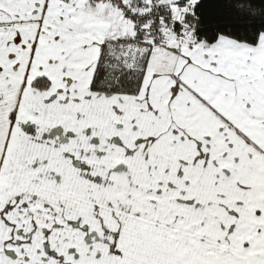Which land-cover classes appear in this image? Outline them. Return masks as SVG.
I'll return each mask as SVG.
<instances>
[{
    "label": "crops",
    "instance_id": "0c3cea01",
    "mask_svg": "<svg viewBox=\"0 0 264 264\" xmlns=\"http://www.w3.org/2000/svg\"><path fill=\"white\" fill-rule=\"evenodd\" d=\"M122 4L120 0H0L4 263L19 257L30 264H87L79 260L85 259L80 251L86 246L72 237L77 215L65 208L63 198L55 209L56 199L40 186L54 185L56 172L68 178L77 169L82 176L87 166L72 164V154L92 149L90 160L99 167L94 164L91 169L97 172L104 167L96 157L103 150L144 152L146 170L173 168L185 180L186 169L206 170L205 196L186 197L206 200L205 218L200 221L202 215L196 213L185 225V240H180L184 245L179 247L176 239L174 248H183L189 264H264V32L256 44L222 35L207 47H188L170 29L171 43L164 39L151 47L138 94L95 92L92 82L106 40H130L120 43L126 64L141 48L131 42L137 22L128 21ZM145 10L131 11L144 20ZM38 78L48 79L49 87H33ZM103 97L121 99L129 118L119 146H111V140L105 146L98 144L102 148H88L85 140L71 149L63 146L53 130L62 125L70 129L79 116L94 117L103 110ZM41 158L45 161L38 164ZM126 158L124 167L130 170ZM182 180L175 179L174 184ZM37 229H46L45 245L35 240ZM111 233L112 241L98 240L100 246L91 254L95 264H127L121 256L129 242L119 245L120 228ZM125 253L129 256L130 251Z\"/></svg>",
    "mask_w": 264,
    "mask_h": 264
},
{
    "label": "rangeland",
    "instance_id": "374dc122",
    "mask_svg": "<svg viewBox=\"0 0 264 264\" xmlns=\"http://www.w3.org/2000/svg\"><path fill=\"white\" fill-rule=\"evenodd\" d=\"M108 1L105 0V2ZM124 1L128 3L131 0ZM144 1L168 3L175 6L174 1L176 0ZM195 1L197 0H189L191 5ZM184 10L173 8V17ZM145 11L146 14L149 13V9ZM128 21H133V19L128 18ZM163 27L166 43L169 44L174 40L173 33L169 28ZM100 108L103 110L94 117L91 115L77 117L70 129L64 125L57 126L53 130L55 137L67 149L77 146L78 143H82V140H85L88 148L98 144L105 146L110 140L109 144L117 148L120 140L125 137L129 125V118L123 108V102L121 99L107 101L104 98ZM82 130L83 132H81ZM107 137L108 140H106ZM98 146L102 148L100 145ZM91 150H84L85 154H72V164L79 168L85 162L87 166L85 171H81L82 174L84 173L82 176L78 174L77 169H74L73 176L68 178H64L62 175L58 176L60 172H56L54 185L40 186L51 200L56 199L55 209L59 208L60 201L58 199L63 198L65 208L72 209V212L77 215L74 217L77 229L72 231V237L75 242L84 244L83 247L86 246L80 251V255H84L85 259L82 257L79 260H83L87 264L97 263L94 259L95 256L91 254L97 252L95 248L100 246L98 240L112 241V229L120 228L119 245L129 242L121 256L127 264H184L182 261L189 264L185 260L184 251H180L183 248L175 249L174 243L176 239H179V247L184 245L180 240H185V225L190 223L196 213L202 215L200 221L205 218L203 214L204 207H207L206 200L192 201L186 197L194 199L196 195L205 196L206 170L186 169L184 170L187 172L185 180L180 172L176 175L173 168L170 170H146V154L144 152L125 154L103 150L96 155L104 165L103 169L97 172L91 169L94 164L99 167L97 163L90 160L93 157ZM202 154L204 153H201V156L204 157ZM126 156L129 159L130 170H125L124 167L127 163ZM44 161L45 159L41 158L37 163L42 164ZM89 161L92 163L89 164ZM38 168L40 169L39 166ZM211 171L214 175L215 170ZM197 172L199 177L196 175ZM93 174L98 175L94 176ZM180 177L183 179L182 182L174 184L175 179L178 180ZM13 199L12 203L18 206V199ZM114 214L128 218L126 221H117L113 217ZM118 219L121 220L122 217ZM151 229L154 232H150ZM160 230L162 234L159 233ZM35 237L37 242L40 239V243L45 245L48 239L46 229L43 231L37 229ZM116 240L114 239L113 242L116 243ZM222 249L223 247H221V251ZM103 251H107V249L103 248ZM125 251H130L129 256H126ZM133 256L134 259L131 261ZM3 259L0 250V264H5ZM74 259L76 257L72 254V260ZM8 264L30 263L20 261L19 257H16V260Z\"/></svg>",
    "mask_w": 264,
    "mask_h": 264
},
{
    "label": "trees",
    "instance_id": "16d2710c",
    "mask_svg": "<svg viewBox=\"0 0 264 264\" xmlns=\"http://www.w3.org/2000/svg\"><path fill=\"white\" fill-rule=\"evenodd\" d=\"M124 13L149 9L145 19L136 20V36L131 42L140 49L126 64L121 54L124 42L130 40L108 39L92 82V90L111 94L135 95L140 92L151 47L165 39L163 26L175 31L188 47H207L219 36L256 44L264 32V0H176L175 6L168 3H149L144 0H120ZM190 4V5H189ZM173 8L183 10V19L176 24ZM138 15V12L135 13ZM135 20V19H133ZM164 42V41H163ZM38 89H47L49 81L38 78L32 83Z\"/></svg>",
    "mask_w": 264,
    "mask_h": 264
},
{
    "label": "built area",
    "instance_id": "2783aa9c",
    "mask_svg": "<svg viewBox=\"0 0 264 264\" xmlns=\"http://www.w3.org/2000/svg\"><path fill=\"white\" fill-rule=\"evenodd\" d=\"M125 17L131 18V19H135V20H140L141 16L140 15H136L135 13H133L132 11H128L125 13ZM183 19V13H178L176 16V19L174 20V23L176 24L177 22L181 21ZM137 28V25H136Z\"/></svg>",
    "mask_w": 264,
    "mask_h": 264
},
{
    "label": "flooded vegetation",
    "instance_id": "af4514ba",
    "mask_svg": "<svg viewBox=\"0 0 264 264\" xmlns=\"http://www.w3.org/2000/svg\"><path fill=\"white\" fill-rule=\"evenodd\" d=\"M88 236V235H87Z\"/></svg>",
    "mask_w": 264,
    "mask_h": 264
},
{
    "label": "water",
    "instance_id": "95a60500",
    "mask_svg": "<svg viewBox=\"0 0 264 264\" xmlns=\"http://www.w3.org/2000/svg\"><path fill=\"white\" fill-rule=\"evenodd\" d=\"M95 234V233H94Z\"/></svg>",
    "mask_w": 264,
    "mask_h": 264
}]
</instances>
